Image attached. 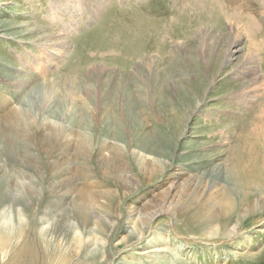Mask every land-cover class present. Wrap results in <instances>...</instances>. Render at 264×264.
I'll return each instance as SVG.
<instances>
[{
  "label": "rangeland",
  "instance_id": "rangeland-1",
  "mask_svg": "<svg viewBox=\"0 0 264 264\" xmlns=\"http://www.w3.org/2000/svg\"><path fill=\"white\" fill-rule=\"evenodd\" d=\"M0 117V264H264V0H0Z\"/></svg>",
  "mask_w": 264,
  "mask_h": 264
},
{
  "label": "bare ground",
  "instance_id": "bare-ground-1",
  "mask_svg": "<svg viewBox=\"0 0 264 264\" xmlns=\"http://www.w3.org/2000/svg\"><path fill=\"white\" fill-rule=\"evenodd\" d=\"M150 33V32H149ZM148 34V33H147ZM229 36V35H228ZM155 37V36H154ZM148 40V39H147ZM237 38H234L233 39V41L231 42V46H232V51L230 52L229 51V49H228V51L230 52V54H229V57H232L233 55H234V52H236V51H238L239 49H238V44H237ZM230 45V44H229ZM145 50V49H144ZM142 52V51H141ZM256 52V51H255ZM143 53V52H142ZM146 54V53H145ZM247 54V53H246ZM252 54V53H251ZM144 55V54H143ZM152 55V54H151ZM156 55V54H155ZM155 55H153V56H155ZM250 55V54H249ZM157 56V55H156ZM248 56V55H247ZM247 56H246V60L245 61H247ZM251 56V55H250ZM249 56V57H250ZM254 57V56H253ZM149 57H147V56H143V61H145L146 63L149 61ZM155 59V58H154ZM230 60V59H229ZM249 61H247L246 63H247V66H246V68H247V70H246V72L248 73V72H253L252 70L253 69H255L256 67H257V64H256V59L255 58H250V59H248ZM144 62V63H145ZM244 65V64H243ZM145 66V65H144ZM256 66V67H255ZM257 69V68H256ZM259 80V79H258ZM14 111V110H13ZM21 111V110H20ZM25 111V110H24ZM23 111V112H24ZM19 112V111H18ZM23 112H21V113H23ZM27 113V112H26ZM15 114H18V113H15ZM24 114V113H23ZM22 114V115H23ZM29 114V113H28ZM28 114L27 115H25V116H27L28 117ZM12 115V114H11ZM21 115V114H20ZM40 115V114H39ZM8 116H9V114H8ZM29 116H31V113H30V115ZM37 115L35 114V117H36ZM2 117H3V115H2ZM26 117V118H27ZM32 117V116H31ZM35 117H33V118H35ZM1 118V117H0ZM25 118V117H24ZM23 118V119H24ZM43 118H45V117H43ZM13 119V118H12ZM27 119H29V118H27ZM27 119H26V121H27ZM46 119V118H45ZM2 120H4V119H2ZM7 120V119H6ZM14 120V119H13ZM43 120V119H42ZM0 121H1V119H0ZM29 121H30V119H29ZM32 121V120H31ZM30 121V122H31ZM23 122H25V121H23ZM28 122V121H27ZM29 122V123H30ZM46 122V121H45ZM51 122V121H50ZM49 122V123H50ZM42 123V122H41ZM43 123H44V121H43ZM54 123V122H53ZM57 123V122H56ZM46 124H48V123H46ZM57 125H59V124H57ZM65 126V125H64ZM45 127V126H44ZM66 127V126H65ZM46 128V127H45ZM58 128V127H57ZM56 129V128H55ZM58 130V129H57ZM57 132V131H56ZM55 133V132H54ZM53 133V134H54ZM44 136V135H43ZM51 138V137H50ZM64 138V137H63ZM65 140V139H64ZM70 142V141H69ZM87 145H89V147L91 148V146H90V142L89 143H87ZM88 147V148H89ZM71 148V147H70ZM89 148V151L91 150ZM92 151V150H91ZM91 151H90V153H91ZM67 152V151H66ZM65 153V152H64ZM68 153V152H67ZM73 153H75V152H72V154ZM65 155L68 157V155L65 153ZM70 155V154H69ZM59 156V154L58 153H56L55 151H51V153L49 154V158H52V159H56L55 161L58 163V162H60L59 160H60V157H58ZM72 156H74V155H72ZM71 156V157H72ZM144 156V155H143ZM143 156H142V158H143ZM70 158V157H69ZM62 159V158H61ZM65 159V158H64ZM145 159H148V158H145ZM151 159V158H150ZM149 159V160H150ZM65 160H67V159H65ZM141 160V159H140ZM68 161V160H67ZM158 161H160V160H158ZM63 162V161H62ZM143 162V161H142ZM53 163H55V162H53ZM56 163V164H57ZM55 164V165H56ZM61 164V163H60ZM153 164V163H152ZM66 169V168H65ZM58 171V170H57ZM56 171V172H57ZM68 171H70V170H68ZM233 171H235V170H233ZM59 173H61L60 171H58ZM66 173H61V174H58L59 176L60 175H65ZM234 174H235V172H234ZM59 178V177H58ZM64 178H65V176H64ZM71 178V177H70ZM193 178H195V177H193ZM173 181V180H172ZM188 181V180H187ZM196 181V180H195ZM207 181V180H206ZM206 181H205V179H200L199 180V182L197 183V185H196V187H195V190H194V192H195V195H197L196 197H202V199H205L206 201H209V202H211V201H216V203L219 201L220 202V204H221V200H222V204L220 205V207H222V208H220L221 210H225V209H228L229 207H231V201H230V198L228 199L226 196L223 198V196H222V194H220V193H218V194H220L219 196H214V194H216L218 191H223V192H227L230 196H231V193H230V191H229V189L225 186V185H223V184H221L219 181H217V180H214V181H212L209 185H207L206 184ZM190 182V181H189ZM190 184V183H189ZM188 184V185H189ZM176 185V184H175ZM181 187V186H180ZM172 189H174L173 188V184H170L169 185V187L168 188H166V194L167 195H170V193H172ZM187 190L189 189V186L186 188ZM185 189V190H186ZM186 190V191H187ZM191 190V189H190ZM185 191V192H186ZM192 191H193V189H192ZM176 192V191H175ZM226 193V194H227ZM164 195V194H163ZM166 195V196H167ZM172 195V194H171ZM164 201H165V199H164ZM159 203V202H158ZM172 203V202H171ZM179 203V202H178ZM212 203V202H211ZM210 204V203H209ZM209 204H207V205H209ZM257 205H259L258 203H257ZM212 206V205H211ZM213 206H214V204H213ZM212 206V207H213ZM218 206V205H217ZM169 207V206H168ZM167 207V208H168ZM171 207V206H170ZM161 208H163V207H161ZM207 209V208H206ZM230 209V208H229ZM168 210H170V209H168ZM174 210V209H173ZM176 210V209H175ZM205 210V209H204ZM208 210V209H207ZM178 211V210H177ZM211 211H213L212 209H211ZM176 212V211H175ZM181 212V211H180ZM205 212H206V210H205ZM214 213H216V214H218L219 212L217 211V212H214ZM207 215V214H206ZM207 217H213L212 216V214H210V215H207ZM208 220V219H207ZM3 240V242H4V244L6 245V240H4V239H2Z\"/></svg>",
  "mask_w": 264,
  "mask_h": 264
}]
</instances>
